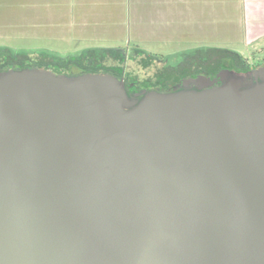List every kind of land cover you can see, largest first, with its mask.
Masks as SVG:
<instances>
[{"label": "water", "instance_id": "water-1", "mask_svg": "<svg viewBox=\"0 0 264 264\" xmlns=\"http://www.w3.org/2000/svg\"><path fill=\"white\" fill-rule=\"evenodd\" d=\"M223 80L0 74V264H264V81Z\"/></svg>", "mask_w": 264, "mask_h": 264}, {"label": "crops", "instance_id": "crops-1", "mask_svg": "<svg viewBox=\"0 0 264 264\" xmlns=\"http://www.w3.org/2000/svg\"><path fill=\"white\" fill-rule=\"evenodd\" d=\"M15 2L18 6L16 26L19 29L30 28L32 40H38L40 37H47L50 40L59 36L77 47L120 49L126 28L132 29L131 5L136 8L142 4L147 18H143L144 27L141 29L143 34H139L137 41L141 39L146 45L151 39L163 41L174 39L181 42L191 41L190 43L197 40L203 44L199 48H216L208 38L210 34L206 32L207 30L200 33L192 29L186 30L190 28L189 23L193 22L195 27L204 31L202 21L204 23L209 20L207 15L209 7H215L214 0L176 1L179 7L172 5L177 12L174 16L169 14L167 0H15ZM27 7L29 11L24 9ZM136 21L138 22L137 19ZM240 25L243 45L248 44L249 38L252 40L264 38V0H245V10L241 9ZM145 51L149 52L147 49Z\"/></svg>", "mask_w": 264, "mask_h": 264}, {"label": "rangeland", "instance_id": "rangeland-1", "mask_svg": "<svg viewBox=\"0 0 264 264\" xmlns=\"http://www.w3.org/2000/svg\"><path fill=\"white\" fill-rule=\"evenodd\" d=\"M176 1L179 2V0H167L169 14H172L173 16L176 15L177 12L176 8L172 5H178L179 7V3ZM214 1L215 7H209V15H207L209 20H206L204 23L202 21V24L204 25L203 28H205L204 31L195 27L193 22L189 23L190 28L186 27V30L191 31L192 29V31L198 33L205 32L207 30L206 32L210 34L208 38L212 40L214 47L220 49H230L242 53L252 67L263 66L264 38H257L255 40L249 38L247 45H243V41H241L240 38L241 9L245 10V0ZM24 9L29 11L28 7ZM17 11L18 6L15 0H0V49H3L2 46H4L12 48L13 50L11 49V51L13 52L27 53H33L31 50L44 52L48 50L49 52L51 51L50 53L62 57L78 55L84 49H87V46H78L82 48L73 46V43L71 44L69 41H65L59 36L50 38V40H48L47 37H40L38 40H32L30 38L32 33L30 28L19 29L16 26L15 19H17ZM130 17L134 21L131 22L132 29L129 27L126 28V32L124 33L125 38L122 41L120 49L124 50L127 54L126 70L131 73V76L133 77L144 79L148 76H152L160 67L176 65L178 62H181L184 57V51L188 52L189 50L202 47L201 45H203L197 40L194 43H190L191 41L181 42L174 39H165L164 41L151 39L145 45L141 39H139V41L136 40L142 31L141 29L144 27L143 18H147L146 12L143 11V5H137L135 8L132 4ZM199 24L200 23H198V25ZM169 33L172 34L171 31ZM146 49L149 52L160 53L162 55L150 54L149 52L147 53V51H145ZM136 50L145 51L144 55H140ZM148 55L163 57L164 60L163 62L154 61L155 63L151 66V68H143L139 62L132 60H140L146 58Z\"/></svg>", "mask_w": 264, "mask_h": 264}, {"label": "trees", "instance_id": "trees-1", "mask_svg": "<svg viewBox=\"0 0 264 264\" xmlns=\"http://www.w3.org/2000/svg\"><path fill=\"white\" fill-rule=\"evenodd\" d=\"M144 55L143 50H136ZM184 57L176 65L160 67L152 76L144 79L131 76L126 70L127 54L122 49H87L78 55L62 57L47 52H13L0 49V71L39 69L51 70L56 74L78 76L86 73H109L126 84L131 81L150 91L164 92L165 88L198 73L210 71L225 72L224 68L235 72H248L252 66L239 52L220 48H199L183 52ZM132 59V58H131ZM143 68H151L157 62H163V57L147 56L143 59H132Z\"/></svg>", "mask_w": 264, "mask_h": 264}, {"label": "flooded vegetation", "instance_id": "flooded-vegetation-1", "mask_svg": "<svg viewBox=\"0 0 264 264\" xmlns=\"http://www.w3.org/2000/svg\"><path fill=\"white\" fill-rule=\"evenodd\" d=\"M225 72H217L210 71L209 73H198L194 76H189L185 79L180 80L179 82L170 85L165 88V93L169 92H176L180 90H204L213 86H222L226 85L227 81L223 80L224 77H230V76H238L242 77L244 79H248L249 82L256 83V82H262L264 81V65L259 67H252L251 70L248 72H235L231 71L229 69L224 68ZM3 72L0 71V74ZM124 81L125 88L127 93L130 97L133 99H141L147 92L150 91V88L148 87H141L138 86L135 82L129 81L126 84V81Z\"/></svg>", "mask_w": 264, "mask_h": 264}]
</instances>
